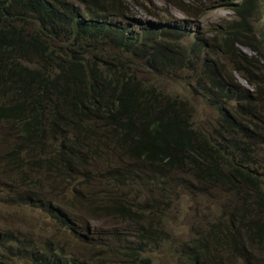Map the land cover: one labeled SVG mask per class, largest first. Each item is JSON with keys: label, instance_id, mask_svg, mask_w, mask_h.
Listing matches in <instances>:
<instances>
[{"label": "trees", "instance_id": "1", "mask_svg": "<svg viewBox=\"0 0 264 264\" xmlns=\"http://www.w3.org/2000/svg\"><path fill=\"white\" fill-rule=\"evenodd\" d=\"M164 2L185 18L202 17L208 3L209 8L229 10L233 18L212 37L198 36L184 46L187 34L172 25L137 31V22L130 20L132 10L144 9L149 0H0V122L12 126L14 138L12 150L3 157L4 173L7 176L8 169L18 175L5 199L40 210L83 244L92 231L69 215L67 207L80 211L85 203L95 216L143 220L146 228L133 237V247L116 241V248L123 255L121 264H147L141 253L161 243L160 226L146 219L150 210L133 208L126 201L130 194L125 195L139 182L154 181L158 191L163 171L189 163L200 184L216 181L230 189L239 182L253 195L238 200L228 220L212 224L210 238L202 235L185 245L182 264L209 258L211 244L246 259L248 250L258 254L264 244V163L251 167L254 153H264L257 146L264 135L256 128L264 129L255 121L257 101L264 104V20L257 23L264 17V0ZM239 48L252 56L247 58ZM141 60L158 71L200 69L199 90L204 88L220 116L213 134L195 130L186 102L138 78L135 67ZM222 60L252 87L253 95L241 97ZM94 157H103L107 165L99 175L98 186L107 191L100 204L87 203L77 185L70 189V201L39 198L50 197L56 188L47 189L44 175L94 184ZM118 163L127 164V169ZM139 165L146 166L145 173L134 168ZM4 240L13 241L17 259L31 264H93V250L95 257L107 250L96 243V248L87 247L90 255L82 259L50 240Z\"/></svg>", "mask_w": 264, "mask_h": 264}, {"label": "rangeland", "instance_id": "2", "mask_svg": "<svg viewBox=\"0 0 264 264\" xmlns=\"http://www.w3.org/2000/svg\"><path fill=\"white\" fill-rule=\"evenodd\" d=\"M149 1L150 3L145 5L144 9L137 7L132 10L130 20L131 23L137 22V31L142 33L151 27L162 28L172 25L187 34V37L183 36L184 39L181 42L184 46L191 45L198 36L212 37V33L218 32L233 18V14L229 10L216 5L209 8V3L206 4L207 8L202 17L185 18L180 11L166 4L164 0ZM242 1L234 0L236 3ZM262 20L264 17L257 18V23L260 24ZM239 50L247 58L252 56V53L244 48H239ZM222 62H224L227 74L235 78L241 97L245 94L253 95L252 87L248 86L236 72L233 73L234 70L228 62L223 60ZM135 74L140 80L153 84L163 95L186 102L188 104L186 110L191 114L195 130L208 136L213 134L218 126L220 116L218 110L208 103L204 88L199 90L201 85L199 86L197 83L200 78L199 74L201 75L200 69L198 71L184 69L158 71L152 68L148 62L141 60L137 62ZM257 102L260 105L259 121H255L264 129V110H262L264 104L261 100ZM256 132L264 135V130L259 126L256 128ZM260 141L262 143L257 146L264 148V136H261ZM13 143L12 126L0 122V264H31L28 261L17 259L12 254L15 244L13 241L6 242L5 238L16 239L19 242H29L32 239L41 243H47L50 240L52 245L60 246L67 254L82 256V259L88 258L90 255L85 253L87 247L96 248V243H99L107 249L101 251L100 256L96 255L99 264H121L123 255L117 250L116 241H119L121 245L133 247L132 239L133 237L138 238L137 232L146 228L145 222L137 220L130 223L103 214L95 216L86 210L85 203L79 207L80 211L66 206L69 215L92 231L83 244L79 239L58 229L40 210L28 206L13 205L5 199V196L7 190L15 188L18 175L14 170L7 169L6 176L4 173L6 166L3 163V157L12 150ZM257 149L255 148V150ZM254 155L257 158L255 162L252 161L251 167L257 169L261 167L260 164L264 163V153L258 149ZM111 157L114 159L113 154ZM93 159L96 160L94 165L97 167L96 171H92L96 178L94 184L87 186L81 178L69 182L67 179L57 178V180L52 178V175H44L49 179L44 182L47 189L50 191L56 187L53 195L57 196L49 193L50 197L46 194L36 197L53 203L56 200L70 201L71 198H74L70 189L77 185L81 193L87 197V203L100 204L103 198H107V191L98 186L99 175L107 165L103 157H94ZM117 165L121 169L128 167L125 163ZM134 168L138 173L146 172V166L139 165ZM148 174L142 176L145 181ZM39 176L41 175H37L36 178ZM146 183L139 182L134 191L132 193L129 191L125 196L130 194L126 201L133 208L150 210L146 213V219L160 226L156 228L157 232L161 233V243L148 246L146 251L141 253V258L147 259V264H182L184 261L182 248L185 245H189L192 239L202 235H205L204 238H210L212 224L228 220L230 210L238 200H249L253 195L247 186H243L239 182H234V187L230 189L216 181H205L200 184L195 180L189 163H186L181 169H173L170 172L163 171L157 182L158 191L154 188V181L150 184ZM249 193L251 196H248ZM65 195H68L66 199H64ZM238 196L241 199H238ZM208 244H211L210 239ZM210 250L212 255L205 260L201 259L200 264H264V244L259 247L258 254L256 251L249 252L248 250L246 259L230 255L221 247H215L213 244H211ZM95 253L96 250H93V254L89 258L94 259L93 264H96L95 259H97Z\"/></svg>", "mask_w": 264, "mask_h": 264}]
</instances>
